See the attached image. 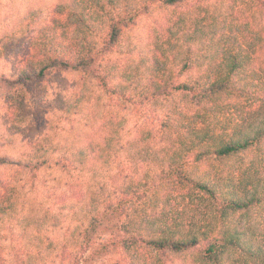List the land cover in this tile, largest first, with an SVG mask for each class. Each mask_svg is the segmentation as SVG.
Returning a JSON list of instances; mask_svg holds the SVG:
<instances>
[{
    "label": "trees",
    "instance_id": "1",
    "mask_svg": "<svg viewBox=\"0 0 264 264\" xmlns=\"http://www.w3.org/2000/svg\"><path fill=\"white\" fill-rule=\"evenodd\" d=\"M187 1L33 0L0 22V264H264V0ZM32 90L31 116L13 93Z\"/></svg>",
    "mask_w": 264,
    "mask_h": 264
},
{
    "label": "rangeland",
    "instance_id": "2",
    "mask_svg": "<svg viewBox=\"0 0 264 264\" xmlns=\"http://www.w3.org/2000/svg\"><path fill=\"white\" fill-rule=\"evenodd\" d=\"M26 1L32 2L33 0H1V5H0V22L8 19L12 15L14 16L16 11H15V5L20 4V3H25ZM195 0H189L183 4H181L175 11H180L187 6H190L192 3H194ZM39 91V88L37 89ZM30 94L27 95V99L25 98V101H22V96L18 94L17 92H14L13 95L16 98V103H21V105H25L24 109L26 112H28V115L32 116V113L34 110L42 109L46 106V104L42 101V99H39L37 97V94L34 90L29 92ZM145 107L144 106H139V105H134L131 107L130 111V116L131 117H144L148 119L151 123H157L158 122V117L154 116L152 113H149L147 110V113H145ZM149 113V114H148ZM248 122L246 126L248 127L249 130H254L255 127L259 126H264V115L263 116H257V117H252V118H247ZM259 165V164H258ZM260 168V165H259ZM45 189L42 185H37L34 187V194H40V192ZM47 196H50L54 201L52 202L55 207H59V205L62 204L63 201V195L59 196L56 194H47ZM49 201V199H48ZM50 202V201H49ZM175 202H178L176 200ZM183 202L186 204L188 202H191V204H197L199 208L204 207L205 202L202 201V199L195 197V195H192L191 198L185 196L183 199ZM177 204V203H176ZM183 206V204H181ZM200 208V209H201ZM204 209V208H202ZM117 222V218H110L106 220L100 227L97 228V230L94 231L92 235L93 243L94 246L96 245L97 242L103 241L104 239H107L110 237V233L113 232L114 228H112V225H114ZM85 260L82 262V264H124L123 260L121 259V255L119 254V249L113 250L111 253L107 255H102V256H96L92 255L90 252L85 253L84 255Z\"/></svg>",
    "mask_w": 264,
    "mask_h": 264
}]
</instances>
